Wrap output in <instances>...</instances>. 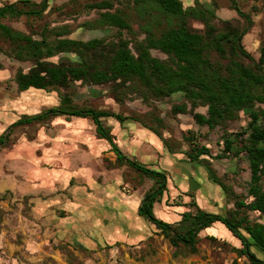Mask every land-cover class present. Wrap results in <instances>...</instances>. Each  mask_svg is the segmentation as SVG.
I'll use <instances>...</instances> for the list:
<instances>
[{
  "label": "rangeland",
  "instance_id": "obj_1",
  "mask_svg": "<svg viewBox=\"0 0 264 264\" xmlns=\"http://www.w3.org/2000/svg\"><path fill=\"white\" fill-rule=\"evenodd\" d=\"M15 1L18 0H0V5ZM101 1L49 0L41 18L23 15L0 20L38 40L44 33L50 40L56 37V33L81 40L95 37L112 40L120 36L134 40L142 36L141 22L136 18L132 21L133 30L95 24L104 9L93 5ZM111 1L115 4L114 9L128 5V0ZM184 1L190 5L200 2L214 9L217 18L213 22L217 25H220L221 19H229L241 28L247 27L243 44L257 60L260 58L261 47L264 46V0H236L241 10L250 16V21L233 9L231 0H215L217 8L212 4L213 0ZM19 6L22 7V4ZM190 23L195 29H204V23L199 19L192 18ZM153 54L165 58L157 50H153ZM58 56L51 59L58 60ZM31 65L30 60L19 59L15 55L14 45L9 40L0 39V136L6 135L0 150V264H88L91 259L94 264H119L120 257L127 250L103 244L113 239L112 228L118 226L117 218H121L120 211L114 210L115 213L111 214L108 209L114 203L112 195L102 197L99 202L100 211L104 214L97 225L102 229L104 238L98 241L102 244L96 245L97 249L73 240L68 227L63 225L66 211L62 207L87 186H100L119 174L124 181L109 182L107 189L113 191L126 183L133 191L145 192L154 184L151 178L117 159L111 144L98 136L96 125L90 118L60 115L15 124L25 115L43 113L60 105L65 95L72 98L74 107L105 110L128 117L123 123L114 117H104L103 122L128 157L167 172V195L165 193L161 203H156V215L161 219H170L163 210H172L171 217H176L173 213L180 208L172 206L188 204L194 199L208 212L226 214L234 208V194L247 195L251 173L245 158L203 156L206 160L197 163L189 161L184 153L191 148L189 139L194 134L216 156L219 148L223 147L224 132L236 133L247 125L249 117L246 112H241L240 118L231 121L226 128L210 130L207 126L197 127L192 111L172 112L174 105L184 101L181 94L156 101L144 100L135 93H129L118 101V94L110 84L93 89L81 82L58 90L29 89L21 92L15 81L16 73L20 69L28 71ZM196 111L206 112V108L199 107ZM145 124L159 129L173 152ZM218 141L221 146L217 145ZM239 146L235 144V149ZM209 162L234 194H225L219 185L209 179L204 166ZM185 188H188L187 191ZM120 194L125 196L122 192ZM160 206H163L162 211H159ZM186 209L195 211L190 205ZM249 215L253 220L264 221L258 213L249 212ZM211 230L217 238H202L196 253L181 249L175 257L181 256L185 264L188 262L183 258L192 257V264H232L234 260L244 264L247 261L245 256L239 255L236 248L241 246L232 239L233 233L228 228L221 232L217 227Z\"/></svg>",
  "mask_w": 264,
  "mask_h": 264
},
{
  "label": "trees",
  "instance_id": "obj_2",
  "mask_svg": "<svg viewBox=\"0 0 264 264\" xmlns=\"http://www.w3.org/2000/svg\"><path fill=\"white\" fill-rule=\"evenodd\" d=\"M212 4L217 5V2L213 0ZM231 4L250 21V16L241 10L236 0H231ZM48 6L49 0L3 3L0 5V19L23 15L41 18ZM93 7L104 9L95 24L133 30L132 21L136 18L141 22L142 36L134 40L122 36L112 40L104 37L81 40L56 33V37L50 40L44 33L38 40L0 20V39H7L14 45L19 59L32 62L28 71H17L18 89L21 92L29 89L50 91L81 82L93 89L110 84L118 94V101L129 93L156 101L181 94L184 101L174 105L172 112L192 111L199 129L204 126L210 130L226 128L231 121L240 118L241 112H246L249 117L247 125L236 133L224 132L223 147L216 156L194 134L189 139L191 148L184 153L189 161L197 163L204 162L205 156L245 158L251 173L247 195L234 194L217 176L211 163H205L209 179L225 194H234V208L226 214L211 213L194 199L185 205L194 207L195 211L187 209L178 221L167 222L155 213V204L162 201L168 191L167 172L128 157L103 122L104 117H114L123 123L127 116L74 107L72 98L65 95L60 105L43 113L25 115L15 124L60 115L90 118L96 125L98 136L111 144V150L120 162L154 181L145 193L139 212L168 239L175 248L174 256L181 249L196 253L202 239L200 232L221 223L241 241V247L236 249L240 256L246 257L244 264H264V221L253 220L249 215V212H255L264 219V46L257 60L243 44L248 28H241L229 19H221L217 25L213 22L217 18L216 11L200 2L190 5L184 0H128L126 7L114 9L113 1L103 0ZM192 18L201 20L204 29L193 28ZM153 50L161 52L165 58L154 55ZM57 55L58 60L51 59ZM199 107H205L206 112L196 111ZM145 126L157 133L173 152L159 129L148 124ZM5 137V134L0 136V149L5 144ZM220 144L218 141L217 145ZM235 144L240 145L239 148L235 149ZM233 264H238L237 260Z\"/></svg>",
  "mask_w": 264,
  "mask_h": 264
},
{
  "label": "crops",
  "instance_id": "obj_3",
  "mask_svg": "<svg viewBox=\"0 0 264 264\" xmlns=\"http://www.w3.org/2000/svg\"><path fill=\"white\" fill-rule=\"evenodd\" d=\"M156 169L160 168L156 167ZM123 179L124 178H122V176L119 174L114 178H111V180H105V182L100 186L89 185L86 187V190L79 191L74 197V200L69 199L68 204L64 203L65 207L63 206L62 208L66 211V215L64 217L63 225L68 227L69 233L74 237L73 240L79 241L83 245H90L96 249V245L102 244L101 242H98L101 240L100 238L103 237L101 234L102 229L100 230V226L97 224H99L98 219H100L104 213L102 210L100 211L101 208L99 202L102 197L106 196L107 198L108 195L111 194L114 203L108 207V209L111 214L115 213L114 210L120 211L121 218L120 216L117 218L118 226L112 228L113 235L108 232L113 236V239L108 242H103V244H113L117 246V248L127 250L120 257L119 264H185L182 263L180 259L181 256H174L173 248L170 246L168 240L164 239V235L159 232L156 226L140 214L139 210L141 208L145 193L148 190L145 192L134 190L136 192L134 193L132 188L125 185L126 183L120 185L121 187L119 186L118 188H115L113 191H111L110 188L107 189L109 182L112 183L116 180L121 182ZM187 189L188 188H185L186 191ZM120 192H122L125 196L123 197ZM165 193L167 195V191ZM161 202L162 201L157 203ZM185 204L186 203H181L180 205L176 204L172 206L173 208H180L179 211H175L173 213L176 214V217H171L172 210L170 212H166L163 210V206H160L159 211L163 210L162 212H165V215L170 217L168 221L166 220L167 222L171 221V223H174L181 218V213L187 210V205ZM168 208L170 209L169 206ZM156 211L155 204V213ZM213 226L217 227L220 232L225 228L220 223H216ZM214 227L202 230L200 232L201 238H213L211 236L217 238V235L211 234L212 232H210ZM205 230L206 232H204ZM232 236V239H234L235 243L241 246V241L234 235ZM96 253L99 254L98 251ZM186 259L188 264H192L191 260L194 258H183V260ZM88 264H94V261L91 259Z\"/></svg>",
  "mask_w": 264,
  "mask_h": 264
}]
</instances>
